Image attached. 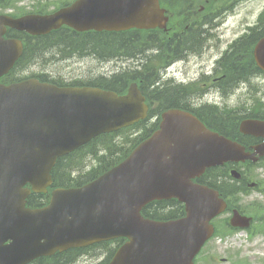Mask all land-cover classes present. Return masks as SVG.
<instances>
[{"label":"water","instance_id":"1","mask_svg":"<svg viewBox=\"0 0 264 264\" xmlns=\"http://www.w3.org/2000/svg\"><path fill=\"white\" fill-rule=\"evenodd\" d=\"M165 14L158 0H76L47 16H0V78L22 54L20 41L3 39L7 27L31 36L62 26L76 32L166 30ZM253 58L264 72V37ZM147 115L135 83L123 95L34 79L0 84V264H27L119 238L126 242L110 264H193L213 233L210 221L225 210L217 191L194 180L227 162H256L264 142L246 153L189 112H164L158 129L118 166L80 188L54 190L43 208H26L31 193L47 192L58 158ZM239 130L264 139V122L246 120ZM171 199L184 205L183 218L158 222L141 215L149 203Z\"/></svg>","mask_w":264,"mask_h":264},{"label":"trees","instance_id":"2","mask_svg":"<svg viewBox=\"0 0 264 264\" xmlns=\"http://www.w3.org/2000/svg\"><path fill=\"white\" fill-rule=\"evenodd\" d=\"M2 2V0H1ZM2 6H10V0H3ZM162 6L167 7L173 14H177L182 9L187 10L182 0H160ZM170 7V8H169ZM175 16V15H174ZM195 19L188 20L186 17L180 20H173L171 31L192 33L194 30L205 26L196 23ZM178 23V24H177ZM161 31H128L120 33H84L78 35L72 31L62 30L46 39H30L24 36L25 46L23 55L18 61L15 69L23 70L32 65L39 58L53 52H60L63 59L69 56H89L101 62L120 61L128 64L126 67L110 76H97L86 83H73L65 85L54 82L58 86H89L96 87L118 94L126 91L129 84L137 83L141 93L149 104L148 119L135 125L132 128L121 132L100 136L89 144L81 147L66 157L60 158L52 169V188L80 187L120 163L140 142L148 138L156 129L159 116L168 109H182L193 113L202 120L201 112L205 115L219 114L211 109H195L192 107L190 93L187 90L181 91L178 87H170L161 84L159 79L166 66L174 60L182 57L184 52L176 50L177 45L184 46L179 35H171ZM264 36V13L260 15L258 24L251 28L248 34L235 42L221 61L232 60L238 62L239 69H230L227 64L222 68V72L227 77L240 73L237 80L247 79L261 71L256 67L252 50L256 42ZM186 47V46H184ZM242 68L246 74H242ZM235 73V74H234ZM262 75V74H261ZM6 84L18 82L14 74H9L2 79ZM235 83H231L230 86ZM189 93V94H188ZM220 115H223L220 112ZM156 120V122H154ZM153 121L154 123H151ZM150 122V123H149ZM150 124V125H149ZM231 131H237V121L231 120ZM228 127V128H229ZM224 136H232L231 133L216 129ZM212 170L207 171L210 177ZM209 183V179L207 180ZM211 185V184H209ZM51 188V189H52ZM48 194H32L27 199V206L30 208L43 207L48 203ZM142 215L146 218L158 221H169L179 219L184 216L183 206L175 200L154 202L142 210ZM121 241L115 243H103L95 245L85 250H71L53 258H41L33 264H73L75 260L88 252L94 254L105 253L111 256ZM98 249V250H97Z\"/></svg>","mask_w":264,"mask_h":264},{"label":"rangeland","instance_id":"3","mask_svg":"<svg viewBox=\"0 0 264 264\" xmlns=\"http://www.w3.org/2000/svg\"><path fill=\"white\" fill-rule=\"evenodd\" d=\"M71 1L73 0H10L11 7L7 8L5 12L15 16H20L30 11L39 12L42 10L47 12L54 7H58L63 3H70ZM207 1L208 4H206ZM211 1L212 0H182V2L185 3L183 7L189 11L186 12V10L182 9L178 11L177 14H174V20H180L188 14L189 21L195 19L196 23L201 24L204 19L201 16L193 17V14L196 13L200 7H210L209 11L216 12L210 16L212 21H215V25H217L221 20L218 21L214 18H216L222 10H225L223 13L232 10L227 13L226 19L218 25L219 28H214V30L209 33L210 47H208L201 56H192L187 63H177L169 70L170 74L168 76L174 77L177 83L183 82L186 84L188 80L197 78L200 74L201 67L205 65L206 68L212 67L214 61L223 54L233 41H236L242 35H245L246 32H249L248 30L251 29L250 27L255 25L258 16L264 10V0H249L239 3H231V0H220L215 4H211ZM55 3L58 5L56 6ZM47 59H51V57L47 56L43 59L36 60L35 64L31 65L23 73L20 72L18 75L23 78L46 76L51 81L62 84L88 83L93 77L98 75L109 76L112 73L124 69L126 65H128L120 61L98 62L90 58L74 59L60 63L50 62ZM187 83H189V81ZM263 91L264 88H259L255 82L250 85H245L242 93L236 94L229 99L221 98L213 91L207 98L201 100L200 106L210 107L208 109H212V111H215L213 109L215 105L219 108L221 107L223 108L222 114L224 117H219L220 119H228L230 115L236 117L238 122L239 119H237V117L242 115L245 109L246 113H249L254 106L264 107V99L261 96ZM225 121L230 122L231 120ZM226 130L229 131L230 128ZM249 170L254 180L260 183V189L264 190V169L258 167L250 168ZM245 197L246 198H243L241 201L243 209L253 214L256 220L258 218L264 221V191L263 193H259L256 190H252L249 191ZM261 226L264 227V225ZM239 237H245V233H241ZM213 245L218 246L219 251L240 250L248 252L250 257L264 256V239L259 236L249 241L242 240L240 242L238 240H230L229 242L223 241L218 243L217 239H215L207 245L206 251H210ZM97 259L98 258H90L87 264H96L98 263ZM80 264H86V262H81Z\"/></svg>","mask_w":264,"mask_h":264},{"label":"flooded vegetation","instance_id":"4","mask_svg":"<svg viewBox=\"0 0 264 264\" xmlns=\"http://www.w3.org/2000/svg\"><path fill=\"white\" fill-rule=\"evenodd\" d=\"M249 0H231V3H239V2H246ZM202 13L203 11H199ZM199 33H203L200 40L196 43H192L191 41L199 36ZM18 36V34H15V36ZM207 35L204 31L196 30L193 34H182L181 41L184 43L185 46H189L191 44H194V55L201 56L202 53H204L208 47H210L206 42L204 45L200 48H198L201 44V40L204 38L203 36ZM197 44V48H196ZM227 51V49L223 52V54ZM193 52V51H192ZM221 54L216 60L213 67L206 68V65L203 66V70L200 71V74L197 78L193 80H188L189 83H197L200 85L199 92L203 94H211L215 89L219 92H216L217 94L223 96L226 94V88L227 85L236 81L240 77V73L233 75H229L228 77L224 75H220L221 65L219 64V61L222 60ZM217 65L220 67L217 68ZM231 71L236 70L234 66H230ZM242 74L245 75L246 73L242 71ZM187 81V82H188ZM186 82V83H187ZM235 139H237L245 148L246 150H251L252 147L258 145L261 143L260 139H255L250 136H244L241 134H237L235 136ZM261 162L264 163V157L261 159ZM237 170L238 175H231L230 173L232 170ZM210 177V184L214 185L218 188V190L227 198V200L231 201V194L232 192H235L237 194L235 196V200L239 202V204L231 205L229 210L220 218L214 221V228H215V238H219L220 241H228V240H238L244 241L251 240L256 237L254 233L260 232V230L255 229V225L260 223V225H264V221L262 219H258V221L255 220L254 215L251 213H248L247 210H244L241 204V200L239 197L246 198L245 196L249 193V191L256 190L259 193H263L264 190L260 189V183H258L256 180H254L253 175H250V170L248 169V166L246 163L242 165H231L228 164L224 166L222 169L215 170ZM233 190V191H232ZM249 196V195H248ZM237 210L242 216L251 218L250 224L248 228L246 229H240V228H231L229 225V219L233 215L234 211ZM240 231H245L247 234L246 237H239ZM262 239H264V233L261 234ZM264 264V256H252L250 257V254L245 251L240 250H229V251H219L218 246H212V249L210 251H202L199 253V255L195 258L194 264Z\"/></svg>","mask_w":264,"mask_h":264},{"label":"bare ground","instance_id":"5","mask_svg":"<svg viewBox=\"0 0 264 264\" xmlns=\"http://www.w3.org/2000/svg\"><path fill=\"white\" fill-rule=\"evenodd\" d=\"M199 31H201L202 32V30H199ZM202 34L203 33H199V36H197L196 38H194L191 42L192 43H196V42H198L199 40H200V38L202 37ZM204 38L201 40V44H200V46L198 47V48H200V47H202L203 45H204V43L206 42L207 43V41L210 39V37H209V35L207 34V35H204L203 36ZM185 46V45H184ZM184 46H181V45H177L176 46V50H178V51H182L183 50V52L184 53H188V54H186V55H183L181 58H180V60H183L184 58H186L187 56H190V55H193L194 54V44H191V45H189V46H186V47H184ZM196 48H197V44H196ZM193 51V52H192ZM233 60V59H232ZM232 60H228V61H219V64L221 65V67H224V66H226L227 64H229L230 66H234L235 68H240L239 67V64H238V62H234V61H232ZM215 62H216V60L214 61V63L212 64V67L214 66V64H215ZM217 68L219 69L220 67L217 65ZM202 69H204L203 67H201V70ZM242 71H244V68H242ZM159 82L161 83V84H166L167 86H170V87H175V85H174V81H173V78L172 77H169L168 75H164V74H161V77H160V79H159Z\"/></svg>","mask_w":264,"mask_h":264}]
</instances>
